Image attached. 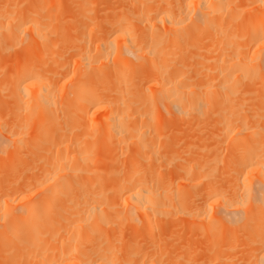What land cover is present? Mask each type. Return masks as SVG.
Wrapping results in <instances>:
<instances>
[{"label":"bare ground","instance_id":"obj_1","mask_svg":"<svg viewBox=\"0 0 264 264\" xmlns=\"http://www.w3.org/2000/svg\"><path fill=\"white\" fill-rule=\"evenodd\" d=\"M51 1L45 9L46 3H39V11L37 1L34 10L28 5L31 12L22 6L19 16L9 9L11 17L0 13V32H7L1 37H14L10 43L0 38V53L26 51L14 53L18 57L13 56L16 65L9 76L0 73L10 80L0 87V97L10 89L14 98V107L0 100V168L7 167L5 158L16 156L12 162L19 168L11 161L16 168H5L7 177L15 170L12 181L0 169V181L8 182H0V264H161V252L157 256L139 245L133 250L124 243L118 255L117 247L107 244L106 226L140 222L150 233L170 212L222 222L235 227V235L263 227L264 0H106V7L102 0V8L98 0H89L90 5L86 0L82 5L90 6L92 16L86 5L89 17H84L92 23L80 18L78 23L86 25L79 27L89 29L90 38L82 28V36L73 38L78 42L66 44L69 56L60 47L68 41L55 38L54 14L59 15L61 3L55 10ZM96 9L103 18L93 16ZM41 17L57 18L52 30ZM21 30L27 35L18 38ZM27 36L29 41L18 43ZM78 37H87V43ZM58 51L71 59L58 60ZM194 62L201 67L194 68ZM1 101L11 106V112L3 108L5 116ZM166 114L182 127L196 123L198 132L196 125L205 122L206 128L214 115L209 120L220 125L214 127L227 139L228 153L221 158L219 146H213L218 152L204 155L198 165L183 164L187 160L180 153L181 160L179 155L163 160ZM104 147H114L113 160L127 156L123 168L101 166L110 153L103 155ZM178 159L182 164L172 168ZM159 160L166 168L173 165L174 174L171 170L163 178L156 171ZM21 163L30 167L28 177ZM222 177L226 182L219 181ZM262 233L250 239L253 259L264 248Z\"/></svg>","mask_w":264,"mask_h":264},{"label":"rangeland","instance_id":"obj_2","mask_svg":"<svg viewBox=\"0 0 264 264\" xmlns=\"http://www.w3.org/2000/svg\"><path fill=\"white\" fill-rule=\"evenodd\" d=\"M36 1L38 3L37 4L38 7L36 6L37 11H39L41 9H45V6L46 5H49L47 3L50 2V0H49V2H47L48 0L47 1L46 0H44V1L39 0L41 2H39L38 0H36ZM36 1L35 0H30V1L29 0H0V13L2 12L1 14L3 15V14H6L7 11L10 10L9 12L11 14H15V15L17 14L19 16V14L17 12H19L18 11L19 9H23L22 6L24 7L25 10L24 9L23 10L25 12L26 9L27 10H30V8L28 9V7H29L28 5L29 4L32 5ZM52 1H54V3L52 4L53 7H54L55 4L58 3L57 5H58V8H59V3H61V6H60L61 8H59L60 10L58 9L56 11L57 13L60 11V13H58L59 15L54 14L56 17H58V19L55 17L57 19V25H58V26H55L56 28L58 27L57 28L58 30L55 32V33H57V35H56L55 38L58 39V41H57L58 43H60V42L62 43V42L68 41L67 43L66 42L63 43L64 45L61 44L60 47L64 46V47H62L63 50H61L60 47H58V46L57 47L60 48L59 50H61L63 52V54H67L68 53L66 56H69L70 53H72V52H70L71 49H69V51H68V48L70 46V43L71 42L72 43L74 42V39L73 38L76 39L77 33L80 36H82V34H83V33L80 34V32H82L81 29L83 27L81 28L79 26L86 27V25H84V24H87V22L89 21V19L87 17L85 18L84 15L85 16H88V15L89 16H92L89 13V11H90L89 7L90 6H88V5L91 4V3L89 4V2H91L92 0L91 1H89V0H87V1L86 0H57V1L52 0ZM84 1H86V3L88 2L87 3L88 5L86 3L84 5H82L84 3ZM93 1H95V0H93ZM98 1H97L99 3L98 5H100V7L102 8L101 5H103V3L105 4L106 0H103L104 1L103 3L101 2L102 0H98ZM76 2L80 4V6L78 8H76L78 6ZM97 2L95 4H97ZM39 3H42V4L46 3V4L42 5V8L39 9V7H41V6H39ZM26 6H27V8H26ZM56 6L54 7V9L56 8ZM83 6H84V8H83ZM85 6L87 7V9H89L88 10V13H87L88 15L84 14V11L86 12V10H87V9L84 10L85 9ZM32 7H33V10H34L35 6L32 5ZM49 7H51V6H49ZM96 7H97V5H96ZM105 7H106V4H105ZM105 7H103V11L106 9ZM112 7L113 6H110L111 9H112ZM47 8H48V6H47ZM82 8H83V10H82ZM23 10H21L20 13L23 12ZM31 10H30V12H31ZM79 11L80 12L83 11V12H81L79 14ZM96 11H99V10L96 9L95 12H93L94 13L93 16H97L98 17L99 16L98 15L99 13H100V15L102 13L104 14V12H102L101 10L100 11L102 13L99 12L98 14H97ZM11 14H8L7 13V16L10 15V17H11ZM27 15H29V12L27 13ZM82 15H83V17H82ZM4 16H6V15H4ZM7 16H6V18H8ZM13 18H14V16H13ZM55 18L51 21L52 18L51 19H45V18L41 17V20L40 21L48 24L47 25L48 26L47 28L49 30H52L53 28L51 29V27H53L54 24H55L54 22H56V19ZM82 18H84V19H82ZM95 18L93 17V19H95ZM101 18H103V16ZM78 19H79V22H80V20H83V21L85 19L86 20L88 19V20H87V22H85V21L83 22L82 21L84 24L83 25H81V24L79 25ZM96 19H98V18H96ZM100 19H98V21ZM89 22H88V24H89ZM90 23H92V22H90ZM89 26H90V24H89ZM87 27H88V25H87ZM83 29L85 30L83 36L86 33V36H88L90 38V36L87 35L89 29L87 28L88 31H86V28H83ZM54 30H55V28H54ZM64 30H66V32ZM2 32H4V31H2ZM22 32H23L22 35L20 34L21 32L20 33L18 32L19 34L17 33L19 35L18 38L19 37L23 38L24 36L27 35L26 34V35L23 36V34H25V33H24V31H22ZM4 33L5 34L7 33L6 30H5ZM4 33H1V34H4ZM54 34H53V36H55ZM5 37H7V36H5ZM16 37L17 36L15 35V38ZM0 38H2L1 35H0ZM26 38H27V40H25ZM78 38L80 39V37H78ZM83 38L84 39H80V40H85V42H86V38L87 37L86 38L83 37ZM89 38L87 39L88 42L90 40ZM2 39L3 40H7L6 38L5 39L2 38ZM12 39H9L8 38V40H7L8 43L12 42ZM28 39H30V37L28 38V36L25 37L23 40L22 39L21 40L19 39L18 40V43H20L21 41H24V40L25 41H29ZM53 39H54V37H53ZM16 40L14 41V43L16 42V44H18ZM80 40H79V42H80ZM54 41H55V39H54ZM76 41L77 40H75L74 43H77L78 42V41L77 42ZM66 44H68L69 46L66 45ZM65 45H66V47H65ZM19 46L20 45H16L17 48ZM14 48H15V46H14ZM55 51L56 50H54V52ZM61 51L60 52L59 51L57 52V54L61 55V56L58 55L59 56L58 60H61L60 57L63 58L65 56V55L62 56V52ZM5 52L3 51L2 52L3 54L0 53V73L1 74L4 73V72L6 74H8L11 70H13V68L16 65V64H14L15 63V60H16L14 57H18L15 54H17V53L20 52L19 54H17V55H20L21 53L23 54L26 51L23 50V49H21V47H19L18 50L17 49L13 50L12 51L13 52L12 53L13 55L11 54V55H9V57H8L7 50ZM11 56L12 57L14 56L13 57V60H12V57ZM71 56H70V58L69 57H64V59H66L65 61H67V58L71 59ZM8 58H10V60ZM64 59H62L63 61H60V62H64ZM6 62H9V63H6ZM196 64L194 62V64H192V66L194 67V65H195L194 68L199 67V66L201 67V65H199V62H198L197 65ZM205 64H208V62H205ZM10 73L7 76H9ZM6 74H5V76H6ZM0 76L2 77V78L0 77V79L3 80L4 74H3V76L2 75H0ZM5 76H4L5 79L3 81L6 82V85H5V83H3V82L1 83L0 82V87H2V85H4V87L5 86H8L9 83H10V80H9V83H7V80L6 79H9V78L8 77L6 78ZM8 88H10V86ZM8 90H10V89H8ZM8 90L3 91V95L5 94V96H8L10 94V92H8ZM5 92L6 93L8 92V94L6 95ZM3 95H1L0 100H2V98L7 99L6 100V104H11L12 105V103L14 102V101L11 100V99H14L13 96L10 94L7 98H5V97H3ZM10 97H12V98L10 99ZM1 103H2V105L4 104L1 108L2 109L5 108V106H6L5 102L4 101H1ZM7 107L8 106H6V108ZM10 107H8L6 110H8ZM12 107H14V106L12 105ZM3 110L5 111V109H3ZM9 112H11V108H10V111ZM3 113H4L3 114L4 116H5V114H8L6 111L3 112ZM168 114H166L165 117H167ZM170 114L172 115L173 113H170ZM171 115H168V117L165 120V122L163 121L164 122V127L162 126L163 127L162 130H163V132H164L163 134L165 136L163 140H165L166 136H168L167 137L168 139L165 140V142L163 141L164 144H163L162 148H163L164 152L162 153L161 152L162 149H161L160 153L163 154V155L160 154L161 157L167 156L165 158H166V160H168V158L170 156L172 158L173 156H178L179 155L180 160H181L182 157H186L185 160H187V161H184L183 164H186V163L189 164L190 160H193V162H191V163H196V165H198L199 163H202L203 161H205L206 156L208 157V155H209V158H211L213 156L212 154L217 153L218 151H219L218 152V155H221V156L223 154L226 155L228 153V151L230 149L229 148V145H228V141H227V139L224 140V134H222V136H218L217 135V132L220 131L219 128H221V127H220V125L218 123L215 124L216 122L214 123L213 121H211L213 119L209 120L210 117H212V116H210L208 118L207 121H209V122H207V125L205 124V127L206 128H204V123L205 122L202 124L203 126H201L199 124L196 125V126H198L197 128H199V132H202V133H199L197 131L196 127L194 126L196 123H194V125H192L190 123H188L189 125L188 124H186V125L183 124L185 127L188 125L189 126L188 128H190V129H186L185 127L180 126L182 124L179 125L180 122L177 124V123L171 121V118H172ZM8 116H7L9 118L8 120L13 119L12 118L13 117V114H12V117H10L11 115H8ZM173 116H174V114H173ZM213 117H214V115H213ZM212 122L214 123V125H213ZM210 123L213 125V127H211L212 125ZM218 125H219V128L214 127V126H217L218 127ZM207 126H209V127H207ZM200 129H202V130L200 131ZM157 140H158V138H157ZM166 141H167V143H166ZM109 146H107V147H109ZM213 146H219V147H217V149L219 148V150L216 151L217 149L216 148H213ZM164 147L166 149H164ZM99 148L101 149V147H99ZM113 148H110L108 150V148H105L104 147L103 148V150H104L103 155H105V152L107 150L108 151H110V150H113L114 151ZM169 150H171V151H169ZM220 150H221V152H220ZM113 151L112 152L110 151V153L107 152L108 154L107 153L106 154L108 155V158H106L104 156V160L105 161L104 160L101 161V162H106V163H104L105 165L107 164L106 166L103 163H101V166L104 169H106V170H107V168L109 169V167H107V166L110 163L113 166H117V167L120 166V167H122L123 166L122 164H124L125 163V160H127V156L125 154H124L125 156L124 155L123 156H119L120 159H118V158H114V160L111 159L112 156L114 155L113 154L114 153ZM166 151H167V153H166ZM98 152H99V150H98ZM174 152L177 155L173 154ZM101 153H102V151H101ZM101 153H99V154H101ZM178 153L182 154L183 156L181 155L182 156L181 157L180 154H178ZM202 153H203V155H202ZM117 154L120 155V152L117 153ZM118 155L116 157H118ZM204 155H205V159H204ZM223 157L224 156H222L221 158H223ZM14 158L17 160L18 157L16 156ZM14 158H12V159H14ZM165 158L163 157L162 159L164 160ZM8 159H9V157L5 158L6 161L3 160L4 163H6L5 166L7 165V167L1 166L3 168H0L3 171L5 170L4 173L5 172L6 173L4 175H5V177L7 179H8V177L9 178L10 177L12 178V176L15 174L14 173L15 170H13L14 171L13 172L12 170L9 169L8 171H10V173H9L10 176H8V177L6 176V174L8 175V172H7L8 167L9 168H12L9 165L12 163L11 165L14 166V165H16V163H18V161L13 160V161L16 162L15 163V162H12V159L11 160H8ZM116 159H117V162H116ZM162 159H160V160H162ZM7 160H8V162H7ZM160 160L156 164H160V165L162 164V166L158 167L159 166L158 165L156 167V171L159 174H161L163 178H165V176L167 177L168 175H170L171 170H173L172 168H174L177 163L180 165V162H181V164H182V161H180L178 159L179 160L178 162L175 161L173 163V165L175 164L174 166L172 165L173 167L170 164V165H167V168H166L164 166V164L160 162ZM166 160H165V162H166ZM10 161H11V163H10ZM231 161H233V162H231ZM231 161H229L228 164H230V162H231V164H230L231 167L233 165L235 166L236 160L232 159ZM112 162H114V163H112ZM30 163H31V161L29 162V164ZM23 164L24 163H21V166L20 165H18V166H20V168H21ZM178 164L176 166L177 168L179 166ZM26 165L27 164H24L23 165L24 168L21 169V170L24 169V171H23L24 173L25 172H29L28 169L30 167L28 166L29 168H27ZM230 165L228 167H230ZM25 166H26V168H25ZM220 166H222V164ZM16 167H17V165H16ZM16 167H14L12 169H15ZM39 167H40V165H39ZM39 167H37V170H40V169H38ZM5 168H7V169H5ZM25 169H26V171H25ZM33 169L34 168H32L30 170L33 171ZM2 170L0 172H3ZM21 170H19V172ZM35 170H36V168H35ZM35 170H34V172L37 171V170L36 171ZM158 170H160V172ZM177 171H178V169H177ZM11 172L13 173L12 176H11ZM19 172L17 171L18 174L17 173L16 174L19 175ZM24 173H23L24 176H26L28 174V173L27 174L25 173L26 174L25 175ZM0 174H1L2 177L4 176L2 173H0ZM106 174L103 175L105 178H107L106 177ZM171 174H174V170H173V172H171ZM1 176H0V178H1ZM20 176L22 177V173H21V175H19V177ZM28 176L29 175H27L26 177H28ZM156 176H157V174H156ZM11 178H10V180H11ZM163 178H162L161 181H163ZM223 178L224 177L220 178L219 181H225V180H223ZM160 179H161V177H160ZM5 180L6 179L2 178V182H4ZM10 180H8V181H10ZM12 180H14V179H12ZM104 180H106V179H104ZM5 182H6V184L8 183L7 181H5ZM5 182H4V184H5ZM220 184H223V183H220ZM200 189L201 188H199L198 190H200ZM195 190L196 189H194V191ZM79 191H81V190H79ZM190 191L191 190H189V193H190ZM191 192H193V191H191ZM186 193L188 194L187 191H186ZM197 197L199 199H202L203 196H197ZM168 214H172V215H169L168 217L165 218L164 216H166ZM216 215L217 216H220L217 212H216ZM185 216L186 215L183 214L182 211L166 213L165 215L160 216L157 219V221L154 223V225H153L152 230H151L150 233H146L145 224L143 225V223L141 224L140 222H137V223L126 222L124 226L123 225L117 226L115 224L114 225H108V226H106V229H108L110 231L109 232L110 233L109 234L110 236L108 235L109 236V238H108L109 240H108L107 244L115 245L117 247V250H118V255H121L122 254L121 250L119 249V246L122 245V244H124V243H127L128 247L131 248V249H133V250L137 247V245H139L141 247V250H145V249H148L150 251L153 250L154 253H156L157 256H160V254L162 255L161 257H163L162 259H163L164 262H161V264H229V263L230 264H264V248L260 251V254L258 255V257L253 259L251 257V253H252L251 251H253V249L255 248V243H251L252 241L250 240V239H253V240L254 239H258V236H259L260 232H263L262 234H264V226L261 227V228H259V229H257L255 227L254 230L249 229L246 233L243 232V233H241L239 235H235L234 234V232H235L234 228L235 227L234 228L233 227H227L222 222L199 221V220H193V219L192 220H189ZM146 219L147 218L145 217L144 220H146ZM232 223H234V222H232ZM232 223H231V225H232ZM239 223H237V225ZM257 224L258 223L255 222V226H257ZM237 225H236V227H237ZM106 229H104V230H106ZM215 232H219L222 237L220 239L213 238V234ZM224 244H229L231 246V248L230 249H223V245ZM158 250H159V252H158ZM158 253H160V254H158ZM122 264H125V263H122Z\"/></svg>","mask_w":264,"mask_h":264}]
</instances>
